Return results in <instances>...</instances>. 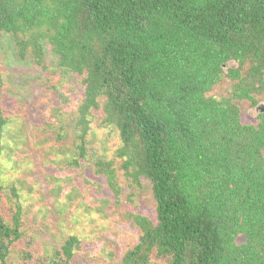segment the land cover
Returning <instances> with one entry per match:
<instances>
[{"label": "trees", "instance_id": "1", "mask_svg": "<svg viewBox=\"0 0 264 264\" xmlns=\"http://www.w3.org/2000/svg\"><path fill=\"white\" fill-rule=\"evenodd\" d=\"M1 32L19 58L45 70L48 48L61 72L79 78L77 154L63 165L89 163L100 111L119 146L90 172L116 202L148 187L152 216H128L137 243L111 264H264V0H0ZM243 103L251 122H242ZM6 123L0 109V152ZM10 192L17 200L21 190ZM6 214L0 264L18 245L25 264H71L77 236L36 256L24 245L33 238L20 203Z\"/></svg>", "mask_w": 264, "mask_h": 264}, {"label": "rangeland", "instance_id": "2", "mask_svg": "<svg viewBox=\"0 0 264 264\" xmlns=\"http://www.w3.org/2000/svg\"><path fill=\"white\" fill-rule=\"evenodd\" d=\"M49 50L44 49L47 68L40 70L28 58L18 57L10 34L0 33V109L7 121L1 137L0 210L7 218L6 212L20 203L23 229L33 238L24 245L36 256L49 254L69 236H77L81 246L71 264L118 262L140 234L128 216L151 215L154 204L148 187L133 202H116L104 181L90 172L96 156L109 159L119 146L116 130L100 125V111L90 119L89 163L80 160L79 169L63 165L77 154L73 119L81 92L79 78L61 72ZM214 92L223 94L219 86ZM241 110L242 122H251L249 105L243 103ZM13 186L21 190L17 200L10 192ZM132 192L124 184L119 197L127 200ZM20 246L13 249L9 264H25L19 259ZM149 264L163 263L152 259Z\"/></svg>", "mask_w": 264, "mask_h": 264}]
</instances>
